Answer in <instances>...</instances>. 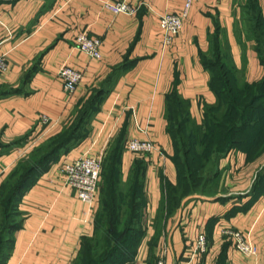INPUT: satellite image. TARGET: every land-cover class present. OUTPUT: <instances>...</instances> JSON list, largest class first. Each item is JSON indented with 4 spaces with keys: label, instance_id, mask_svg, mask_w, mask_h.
<instances>
[{
    "label": "crops",
    "instance_id": "obj_1",
    "mask_svg": "<svg viewBox=\"0 0 264 264\" xmlns=\"http://www.w3.org/2000/svg\"><path fill=\"white\" fill-rule=\"evenodd\" d=\"M119 0H0V188L31 142L37 146L60 134L76 109L100 96L87 122V137L38 171L18 200L21 225L11 234L3 264H74L83 241L94 236L95 215L66 184L60 168L83 156H106L119 144L120 177L126 183L144 160L145 215L148 229L135 259L128 264H185L200 234L207 253L191 264H264V154L248 160L234 150L221 160V192L215 198L187 199L158 231L162 185L175 183L173 144L168 132L167 96L176 91L191 121L202 126L204 107L216 103L212 70L206 60L216 42L229 52L232 65L249 83L264 77L253 42L237 37L243 21L235 0H193L181 34L163 43V13L179 14L187 0H127L135 15L119 14L104 2ZM264 16V0H261ZM80 32L103 40L101 58L75 46ZM69 66L83 73L68 95L59 71ZM47 116L51 122L44 123ZM151 141L149 156L128 151V143ZM27 142V143H26ZM97 201L96 213L99 209ZM225 231L249 233L259 250L245 256ZM163 256V257H162Z\"/></svg>",
    "mask_w": 264,
    "mask_h": 264
},
{
    "label": "trees",
    "instance_id": "obj_2",
    "mask_svg": "<svg viewBox=\"0 0 264 264\" xmlns=\"http://www.w3.org/2000/svg\"><path fill=\"white\" fill-rule=\"evenodd\" d=\"M235 1L237 4V0ZM260 1L246 0L245 4L238 5L241 19L245 21L247 28L246 35L237 30V37L241 42L255 44V51L264 66V16ZM213 56L212 62L209 61L210 58L206 60V66L212 70L210 86L217 100L214 104L205 105L202 126L191 121L178 92L173 90L167 96L168 132L174 148L171 159L177 170V183L173 185L168 180L163 182L162 196L163 186L170 184L167 187L169 214L164 220L177 212L189 198H215L221 192L220 163L232 151L243 150L250 161L264 154V77L258 82L249 83L232 65L229 52L218 42L215 44ZM214 74H217L220 89L213 83ZM99 98L98 95H92L87 102H83L63 131L36 146L22 158L2 184L0 264L5 262L10 252L12 232L21 225L22 214L18 210L21 194L38 171L49 167L62 153L87 137L89 133L86 122ZM169 107L172 118L171 115L169 117ZM174 117L182 125H195L199 134L198 137L191 134L182 148L172 138L175 132L170 129V122ZM246 134L248 136L242 137ZM120 154V145H113L104 159L102 173L108 159L110 166L107 168L106 178L102 180L103 198L95 217V233L93 237L83 241L74 264H128L137 255L146 232L143 226L148 208V199L144 192L146 163L144 160L137 161L129 180L124 183L120 177ZM263 177L264 171L260 174L259 181ZM162 212L160 207L158 231L163 225ZM97 222L106 226L110 234L106 250L98 256L94 253V249L100 246V239L95 236Z\"/></svg>",
    "mask_w": 264,
    "mask_h": 264
},
{
    "label": "built area",
    "instance_id": "obj_3",
    "mask_svg": "<svg viewBox=\"0 0 264 264\" xmlns=\"http://www.w3.org/2000/svg\"><path fill=\"white\" fill-rule=\"evenodd\" d=\"M192 3L193 0H187L185 9L179 14L167 12L160 16L165 46L172 45L181 34ZM104 7L116 15H135L137 13V9L132 7L127 0L107 1L104 2ZM102 44L103 40L100 37H91L87 32H80L75 38V46L92 59L101 58ZM6 70V58L4 55H0V71L4 72ZM59 78L63 83L65 92L68 95H73L83 80V73L69 66H63L59 71ZM42 119L44 123L51 122L47 116H43ZM36 146V141L29 143L24 153L33 150ZM127 149L129 152L142 157L159 152L157 145L151 141H141L138 139L131 140L128 143ZM104 159L105 156L103 154L98 157L83 156L75 161L63 164L60 168L61 174L65 177L66 184L76 190L78 198L88 206L89 213L92 215L96 214ZM225 234L233 239L236 250L243 255L251 257L259 254V250L252 243L249 233L225 231ZM207 249V238L204 234H200L195 245L190 249L185 264L193 263L199 255L207 253ZM158 264H165L164 259H161Z\"/></svg>",
    "mask_w": 264,
    "mask_h": 264
},
{
    "label": "rangeland",
    "instance_id": "obj_4",
    "mask_svg": "<svg viewBox=\"0 0 264 264\" xmlns=\"http://www.w3.org/2000/svg\"><path fill=\"white\" fill-rule=\"evenodd\" d=\"M246 3V0H237V5H240V4H245ZM246 28H247V25L245 23V21H243V24L241 25V28L239 30V32L241 34H245L246 35ZM264 57V54L262 55ZM214 60V56H212L209 61L212 62ZM214 81L213 83L216 85V88L217 89H220V87L218 86L219 85V82L217 81V74H214V77H213ZM171 108L169 107V110H168V113H169V117L171 115V118L173 117L172 114H170ZM180 120L177 118L175 119V117L171 120L170 122V129L175 132L174 133V136L172 137L173 138V141L177 140L178 141V144L180 145V147L182 148V146L185 144V142L190 138V135L191 134H194L196 135L197 137L199 136V134H197V130L195 128V125L193 124H187V125H182ZM182 136H183V141H182ZM245 136H248L247 134L242 136V137H245ZM255 136V135H254ZM173 154H174V148H173ZM182 155V152H180V156ZM263 154L260 156L262 157ZM259 157V158H260ZM258 158V159H259ZM256 159V160H258ZM255 160V161H256ZM109 159L106 161L105 165H104V173H102V177H101V183H100V190H99V194H98V202L100 204V207H101V203H102V198H103V182L102 180L106 178L107 176V168L109 169ZM176 173H177V170H176ZM177 183V178H176V182L175 183H172L173 185H175ZM170 184H167V185H164L163 186V199H162V204H161V207L163 209V212H162V223L164 221V218L167 216V214H169V207L167 205V202H168V199H167V187L169 186ZM216 187V186H215ZM103 217V216H102ZM105 220V218H103ZM107 221V219H106ZM143 226H144V229H148L147 227V221H145V217H144V220H143ZM159 220H157V223H158ZM98 222H99V216H98ZM97 222V230H96V235L95 236H98V239H100V246L97 247V249H94V253L98 256L100 255L101 253H103L106 248H107V244H108V241H107V238L109 239V233H108V228L106 226H103L101 224H99ZM160 223V221H159ZM158 223V224H159ZM163 257V256H162ZM160 261V260H159ZM159 263V262H158Z\"/></svg>",
    "mask_w": 264,
    "mask_h": 264
}]
</instances>
